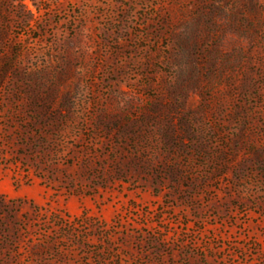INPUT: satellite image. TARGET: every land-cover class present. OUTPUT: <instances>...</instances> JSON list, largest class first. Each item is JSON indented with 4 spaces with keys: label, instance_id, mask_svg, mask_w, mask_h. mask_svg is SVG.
I'll return each instance as SVG.
<instances>
[{
    "label": "rangeland",
    "instance_id": "obj_1",
    "mask_svg": "<svg viewBox=\"0 0 264 264\" xmlns=\"http://www.w3.org/2000/svg\"><path fill=\"white\" fill-rule=\"evenodd\" d=\"M0 264H264V0H0Z\"/></svg>",
    "mask_w": 264,
    "mask_h": 264
}]
</instances>
